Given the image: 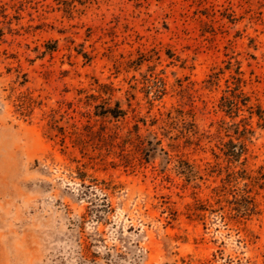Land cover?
Returning <instances> with one entry per match:
<instances>
[{
	"label": "rangeland",
	"instance_id": "374dc122",
	"mask_svg": "<svg viewBox=\"0 0 264 264\" xmlns=\"http://www.w3.org/2000/svg\"><path fill=\"white\" fill-rule=\"evenodd\" d=\"M0 30V264H264V0H0Z\"/></svg>",
	"mask_w": 264,
	"mask_h": 264
},
{
	"label": "trees",
	"instance_id": "16d2710c",
	"mask_svg": "<svg viewBox=\"0 0 264 264\" xmlns=\"http://www.w3.org/2000/svg\"><path fill=\"white\" fill-rule=\"evenodd\" d=\"M3 32L2 30H0V37H2ZM233 109H238L239 110V106L238 105H234ZM249 111H250V116L251 118H253L254 116L258 117L259 120V127L262 128L264 130V111L261 110L260 108L258 110H256L253 106L249 107ZM103 115H108L111 116L114 119H118L120 117H122L123 115H125L124 110L121 108V106L119 104H117V106L115 108H108L107 110L103 111ZM246 131V130H245ZM233 148L235 149L234 151H231L230 156L233 157V159H239L242 154L244 153L245 150V146L241 145L242 148L238 149V145H234L232 143Z\"/></svg>",
	"mask_w": 264,
	"mask_h": 264
}]
</instances>
